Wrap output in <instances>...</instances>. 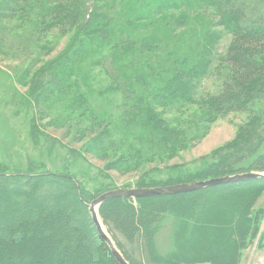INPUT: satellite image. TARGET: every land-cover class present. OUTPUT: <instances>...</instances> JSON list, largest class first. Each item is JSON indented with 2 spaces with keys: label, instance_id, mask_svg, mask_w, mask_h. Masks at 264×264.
I'll use <instances>...</instances> for the list:
<instances>
[{
  "label": "trees",
  "instance_id": "16d2710c",
  "mask_svg": "<svg viewBox=\"0 0 264 264\" xmlns=\"http://www.w3.org/2000/svg\"><path fill=\"white\" fill-rule=\"evenodd\" d=\"M67 1L44 2L36 14L42 35L64 23ZM73 19L75 35L34 72L27 103L30 137L47 141L49 153L56 145L57 156L64 150L74 159L47 168L30 160L26 171L0 161V264H118L88 209L115 188L111 170L139 172L136 187L264 172V0H88ZM195 23L196 33H186ZM224 32L231 40L223 56L217 51ZM215 61L226 70L221 91L207 97L206 108L187 112ZM114 94L120 97L112 109H97L93 98ZM35 104L47 111L37 115ZM230 112L249 117L234 139L201 157L193 171L158 168ZM42 116L47 122L40 123ZM39 123L63 127L67 135L72 130L81 148L63 146ZM88 155L106 161L98 169L102 178L77 165ZM263 192L264 179H257L119 197L102 203L99 216L130 264H240L261 227L264 210L257 202ZM165 227L170 248L161 252L157 239ZM258 243L264 247L262 232Z\"/></svg>",
  "mask_w": 264,
  "mask_h": 264
},
{
  "label": "rangeland",
  "instance_id": "374dc122",
  "mask_svg": "<svg viewBox=\"0 0 264 264\" xmlns=\"http://www.w3.org/2000/svg\"><path fill=\"white\" fill-rule=\"evenodd\" d=\"M87 1L68 0L70 8L67 10L68 16L65 18L64 23L56 29L52 28L51 32L45 37L36 25V14L44 10V2L47 3V0H18L17 3L11 0H0V38L2 39L0 44V161L12 167H17L20 171L28 170V162L30 160L34 161V163L42 162V166L47 168V165L49 167L54 164L61 165L64 158L70 161L74 159L72 155H65L66 151L64 150H59L58 152L61 155L57 156V153L54 151V149L58 148L56 145L49 153L47 141L41 138L39 142H36L30 137L28 119L29 115H31V108L27 101H29V88L32 75L45 62L61 54L69 45L71 38L76 32L73 18L76 12H78V8L80 9L81 5L83 7ZM5 10L9 14L14 13L15 16L7 19L3 16V11ZM197 28H199L198 23L192 26L188 25L186 33L195 34ZM180 30H183V28ZM217 30L223 31L224 29L217 27ZM165 31L163 29L159 31L160 35L166 36ZM151 32L154 31L144 33L151 34ZM230 40L231 36L224 32L218 46L217 52L219 55L223 54L224 56ZM216 60H219V57ZM223 66V61L214 62L210 74L203 78L198 86L196 103L190 108L185 109L187 112L193 111L199 105H202L199 106L201 108L203 106L206 108L207 97L210 98L221 91L226 72ZM119 97V95L114 94L110 95L108 100L93 98V101L97 105V109L99 107L112 109L114 103L119 101ZM36 106L37 115H39L40 109L47 111V108H43L42 105ZM175 114V112H168L166 116L173 117ZM248 117L249 113L247 112L221 114L209 125V129L204 137L158 168L165 169V167L169 168L177 165L188 170V172L193 171L195 167L201 164L199 161L201 157L211 156V153L217 148L234 139L240 130L241 124ZM41 120L43 121L40 123L47 122V118L44 116H42ZM40 123V129L58 139L57 141L61 142L63 146L67 144L76 149L81 148L82 143L78 142V140L76 141L75 138L77 133L74 134L71 130L70 132L72 133H68L67 135L63 127L55 128ZM61 149L64 148L61 147ZM79 164L83 168L87 167L91 174L99 176L98 169H103L106 161L96 156L88 155L86 161H78L77 165ZM153 166H157V164H153ZM108 175L109 181L112 182V186H115V188L125 187L126 185L136 187L135 182L141 176L139 172L121 174L116 170H111ZM163 175H166V172ZM78 177L79 179L82 178L80 173H78ZM257 204L264 210V192ZM261 232L264 235V215L258 236L243 251L240 264H264V247H260L258 243ZM169 239V228L165 227L159 233L157 239L158 248L161 252H166L170 248Z\"/></svg>",
  "mask_w": 264,
  "mask_h": 264
},
{
  "label": "water",
  "instance_id": "95a60500",
  "mask_svg": "<svg viewBox=\"0 0 264 264\" xmlns=\"http://www.w3.org/2000/svg\"><path fill=\"white\" fill-rule=\"evenodd\" d=\"M264 179V172L261 171H250L237 173L232 175H225L220 177L209 178L205 180H195L188 183H178L172 185L164 186H154V187H119L108 190L98 197L93 199L88 204V209L92 218V222L101 236L109 247L111 254L115 258L118 264H130L128 260L124 257L121 250L118 248L117 244L113 240L112 236L105 228L100 216L99 207L102 203L113 198H142L157 195H174L180 193L193 192L203 188L217 186L227 183L243 182L248 180Z\"/></svg>",
  "mask_w": 264,
  "mask_h": 264
},
{
  "label": "bare ground",
  "instance_id": "6f19581e",
  "mask_svg": "<svg viewBox=\"0 0 264 264\" xmlns=\"http://www.w3.org/2000/svg\"><path fill=\"white\" fill-rule=\"evenodd\" d=\"M106 228V227H105Z\"/></svg>",
  "mask_w": 264,
  "mask_h": 264
}]
</instances>
